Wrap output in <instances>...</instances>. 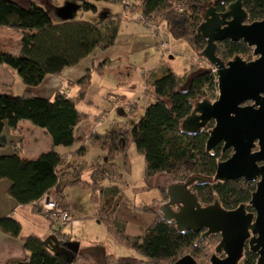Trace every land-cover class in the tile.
Returning <instances> with one entry per match:
<instances>
[{"label":"trees","instance_id":"16d2710c","mask_svg":"<svg viewBox=\"0 0 264 264\" xmlns=\"http://www.w3.org/2000/svg\"><path fill=\"white\" fill-rule=\"evenodd\" d=\"M94 1L125 5V9L131 12L126 0ZM131 1L139 7V13L145 22L161 19L174 38L188 41L196 53L202 56L207 40L201 35L199 26L204 21L206 10L212 4L217 11L223 12L236 0ZM243 7L248 12L246 22L264 18V0H243ZM80 10L98 12L97 6L88 0L82 2ZM122 17L121 13L111 15L107 12L92 20H62L57 15L48 13L47 8L42 6L27 7L14 0H0V29L6 27L21 32L19 53L13 54L0 49V64L15 69L26 88L39 86L48 75H61L66 67L79 64L98 47L108 48L113 45ZM252 52L253 48L243 40L226 39L218 42L217 55L225 61L237 55L249 56L248 60H251ZM105 63H100V67ZM214 69V66L192 67L189 73L178 75L166 68L151 82L152 90L148 94L152 101L129 133L122 129H111L106 133L94 131L89 137L90 142L100 146L107 151V155L112 154L114 158L103 168H96L91 181L82 178L84 170L81 166H74L71 171L63 172V177L72 178L67 180L65 186H80L90 190L100 220L109 226L123 244L146 257L149 264H173L186 254H191L200 264H205L208 259L210 263L214 253L209 255V242L216 237L220 242L221 235L214 233L203 237L205 230L181 232L174 221L157 217L143 234L131 236L126 234V224L115 216L116 205H96L94 199L99 198L96 194L98 185L101 193L110 190L115 196L120 194L117 186L106 188L101 182L116 181L123 176L115 157L126 152L130 144L133 143L144 156L147 183L159 173L173 175L176 182H186L192 176L199 175L207 178V181L195 183L191 190L197 194L202 204L208 205L218 199L226 209L245 204L248 210H253L249 204L256 190V180L214 179L218 163L232 154V149H224L222 143L211 151L207 150L206 144L214 121H210L197 133H188L182 129L183 120L193 111L195 103L218 91L217 73ZM91 71L88 68L76 82L80 87L77 99L66 96L62 91H57L52 99L35 96L28 89L21 95L0 92V140L6 125L15 130L20 121L29 120L45 129L51 136L54 147L74 146L77 140L76 128L84 116L77 105L85 99ZM87 151L88 145L81 146L73 155L84 156ZM67 164L66 156L55 148L34 159L23 157L20 150L15 148L14 153H0V180L10 181L8 194L19 205H32L36 212L46 216L40 200L47 193L68 206L63 191L57 190L61 171ZM144 210L149 209L145 206ZM46 218L49 220V217ZM0 229L13 237H19L22 225L12 217H4L0 219ZM54 233L61 242L71 241V234L64 233L63 229H54ZM23 240L28 257L9 264H75L74 261L69 263L54 253L40 236L30 234ZM243 259L240 264H256L258 253L246 246Z\"/></svg>","mask_w":264,"mask_h":264},{"label":"rangeland","instance_id":"374dc122","mask_svg":"<svg viewBox=\"0 0 264 264\" xmlns=\"http://www.w3.org/2000/svg\"><path fill=\"white\" fill-rule=\"evenodd\" d=\"M14 1L21 3V0ZM99 2L96 6L102 14V11L106 9L103 7L105 1ZM126 4L131 10L130 17L132 19L137 17V20L149 24L152 29H156V35H152L149 26L144 24L137 23L139 28H137V25L126 28L127 21L123 16L120 21L121 34L119 42L116 48L111 51V54L116 55L117 66L126 65L128 67L132 64V68L129 67V70H126V68L117 69L115 66L106 67L103 65L100 67V64L96 62L102 54L101 50L95 51L96 55H93V53L91 56L85 58L84 61L82 60L83 62L81 61L85 72L88 68H91L92 71L85 99L78 102V104L83 103L81 110L90 114L92 121L91 124L88 123L89 115L83 114L81 126L76 132V144L71 150L79 149L81 146L87 145L84 142H88L85 160L89 164L84 163L78 156H72L69 160L72 167L75 166L77 168L81 166L84 170L82 178L90 181L92 173L96 168H103L109 160L114 158L112 154L107 155V151H105V154L100 146L90 142L89 137L95 131L93 123H98V119H101L102 123L97 126V130L100 133H106L111 126L112 129H122L129 133L132 122L138 120L140 118L139 115L144 111V98L148 102L152 101L148 94L152 90L151 82L155 77L160 76L166 68L172 69L178 75H184L186 72L189 73L192 67L212 66L207 59L196 53L188 41L174 38L168 32L165 22L161 19L145 22L141 14L139 15V7L136 3L126 0ZM78 5H75V8ZM73 6L74 4L71 2L69 4L60 3L59 6L53 4L42 7L47 8L50 14L73 17L72 13L75 9ZM109 9H112L109 10V13H111L115 9L117 10V7H110ZM78 10L80 9L78 8ZM82 12L81 10L80 13ZM96 18L95 16L94 19ZM146 33L147 36L145 37ZM20 38L21 32L18 30L6 27L0 29V39L2 40L0 46L19 50ZM164 41L168 42L171 51L169 55H164L160 48L161 42ZM252 57L254 58V54ZM243 58L248 60L249 56H243ZM67 88L70 89V94H75L71 87ZM12 90L14 95H21L26 90L22 78L17 73L14 76ZM218 94V91H214L207 98L214 101L218 98ZM52 98L53 96L50 99ZM74 99H77V96ZM60 148L66 147L61 146ZM104 157H106V160H104ZM115 158L123 176L117 178L118 180L116 181L104 180L101 183L104 186L110 184L112 186L117 185L120 194L115 196L114 192L110 190L107 192L102 191L101 193L99 192L100 186L98 185L96 194L99 198H95L94 201L96 205H100L101 203L116 205L115 216L126 224V234L139 236L146 231L157 217H162V206L169 200L167 187L171 183L176 182V178L168 173H159L147 183L145 180L144 156L137 151L133 143L127 147L126 152H121ZM68 167L70 165L68 166L67 164L61 171L62 176L59 186H64L68 179H72L68 176L63 177V172ZM72 188L76 189V191H68V194L76 200L74 203L78 207L77 217L81 220V224L75 226L73 236L71 235L70 238L71 240L74 238L79 241L83 247H94L93 250L95 252H86V255L88 254L87 256L91 257L90 262L93 259L94 264H149L150 261L146 257L142 256L135 249L123 244L109 229V226L100 220V215L96 212L90 190L80 186ZM59 201L69 208L68 202V206H66L64 201ZM145 206L149 209L148 211L144 210ZM210 242L209 255L215 253L216 246L219 243L217 237ZM96 246H101V250L95 249L98 248ZM105 258H108V261H105ZM204 263L209 264V259Z\"/></svg>","mask_w":264,"mask_h":264},{"label":"water","instance_id":"95a60500","mask_svg":"<svg viewBox=\"0 0 264 264\" xmlns=\"http://www.w3.org/2000/svg\"><path fill=\"white\" fill-rule=\"evenodd\" d=\"M247 18L243 0L231 2L223 12L212 4L206 10L199 26L207 40L201 55L215 67L219 94L214 101L208 98L197 101L183 120L182 129L197 133L214 121L207 150H213L220 143L224 149H232L231 156L218 163L214 179L256 180L249 204L253 210H248L245 204L226 209L218 199L202 204L191 190L195 183L207 181L199 175L186 182L171 183L167 187L169 200L162 206V218L174 221L181 232L205 230L203 237L221 235L209 264H240L246 246L258 253L256 264H264V18L250 23L246 22ZM226 39L243 40L253 48L256 58L246 60L237 55L228 61L221 59L217 55L218 42ZM45 242L69 263L75 260L80 249L79 242H61L55 234ZM173 264L200 263L186 254Z\"/></svg>","mask_w":264,"mask_h":264},{"label":"crops","instance_id":"0c3cea01","mask_svg":"<svg viewBox=\"0 0 264 264\" xmlns=\"http://www.w3.org/2000/svg\"><path fill=\"white\" fill-rule=\"evenodd\" d=\"M83 1L84 0H21L20 4H22V5L25 4L24 6H27V7L31 6V5L50 6L53 4H56L57 6H59L60 3L69 4V3L73 2L74 8H75V5L79 4L73 10V13H72L73 17L57 16V18L62 19V20H69V19H73V18L92 20V19H94L95 16L98 17L101 14L99 10L97 13H94L92 11H83L82 13H80L81 10L77 11L78 8L80 9V4H82ZM88 1L94 3L95 5L100 3L99 1H94V0H88ZM127 1L129 2L131 0H127ZM103 7L106 8L104 11H102V13L104 15L107 14V12L109 13L110 12L109 10H112V9H109L110 7H117V10L115 9V11H113L109 14L116 15V14L121 13L127 21L126 22V28H128V26L130 27L133 25H137V23L144 24V25L149 26L150 32L152 35H156L155 34L156 29H152L149 24H146L140 20H137L138 19L137 17H134L132 19L130 17V13L125 9L126 8L125 5L111 4V3H108L105 1V4L103 5ZM139 15H140V13H139ZM120 23L121 22H119V32L115 38L113 45H111L108 48L98 47L95 50V51H98V50L102 51V54L100 55V58H98L99 60L96 63L100 64L102 62H106L104 65L106 67H114L115 66L117 69L126 68V70H129V67L132 68V64H130L128 67L126 65H123V66L118 65L117 66L118 62L116 63V60H117L116 55L114 56L113 54H111V51H113V49L116 48V46L119 42V36L121 34V24ZM137 28H139L138 25H137ZM144 36L146 37L147 33ZM1 41L2 40L0 39V42ZM0 49L11 52L13 54L19 53V50H13V49H10L9 47H6V46H0ZM95 51L93 52L94 54L92 53L93 55H96ZM92 54H90L89 56H91ZM82 62H80L79 64L74 65V66L66 67L62 71L61 75H58V76L48 75L45 78V80L43 81V83L40 84L39 86L30 87V88H26V89H28L29 92L35 96L51 98L52 96L54 97V95L57 91H62L66 96L71 97V98H75L77 96L76 93H78L79 89H80L79 85H77L76 82L85 74V68L82 66V64H81ZM128 63H130V62H128ZM15 73L18 74V72L15 69H13L9 66L0 64V92L1 93L13 94L12 87H13V81H14ZM67 87H71L75 94L74 95L70 94L69 93L70 89H68ZM146 88H147V86H146ZM115 94H118V93H115ZM120 95H125V94H120ZM144 97H145V95H144ZM139 98L142 99L143 97H139ZM138 99H137V101L139 102ZM145 99L146 98H144V103H145L144 104V110L151 103V101L148 102V101H146L147 99L146 100ZM82 104L83 103H81V104L79 103L77 105L78 110L81 114L89 115L88 123L91 124L92 116L90 114L86 113L85 111L81 110L83 108V107H81ZM143 113H144V111H143ZM143 113L140 114L139 117H141L143 115ZM138 120H135L132 122L131 128L133 127V125ZM81 123L77 126L76 132H77V129L81 126ZM101 123H102L101 119H98V123H93V125H95V127H94L95 131L98 132L97 126ZM111 129H112V126L110 127L109 130H111ZM84 144L88 145V142H84ZM0 145H1L0 153L11 154V153H14L15 148H17L18 150H20L22 156L26 157L28 159H34V158L38 157L40 154L45 153V152L55 148L61 154L65 155L67 158L68 165H70V167L68 169H66L65 171H71L72 170V166L70 164L71 161L69 159L72 156H74L73 155L74 152H76V150H78V149L71 150V148L73 146L70 148H60L61 146L54 147L53 142H52V138L45 131V129L34 125L29 120L20 121L18 128L15 130L10 128L8 125H6L4 128L1 140H0ZM104 153L106 154L105 151H104ZM77 156L82 161H84V163L89 164L88 161L85 160V155L84 156L77 155ZM104 158L103 159L106 160V157H104ZM9 186H10L9 180H6V179L0 180V219L4 218V217L14 218L15 220H17L21 223L22 231H21V235L19 237H13L10 234H8V233H6L0 229V264H9L11 262L18 261V260H25L28 257L29 253L24 246V240H23L24 237H26L30 234H35L37 236H40L43 239H46L50 235L55 234L54 228L52 227L50 220H48L44 214L36 212L33 209L32 205H19L16 202V200H14V198H12L8 194ZM116 186L117 185L112 186L110 184V185H106L105 187L106 188H111V187L113 188ZM57 190L63 191V193L67 199V202L69 204V208H70V211H71L73 217L79 219L77 217L78 207L74 203L76 200L74 199L73 196L71 197L68 194V191H76V189H74L72 187H66L65 185L64 186L58 185ZM80 224H81V220L79 219L78 225H80ZM74 228H75V226H68V227L63 229V232L67 233V234H71L73 236ZM71 241H77V240H75L73 238V240H71ZM77 242H79V241H77ZM96 247H98V248H95V249L101 250V248H100L101 246H96ZM93 248H94L93 246L92 247H83L82 244L80 243L79 252H78V254L74 260L75 264L76 263L94 264L93 259H92V261H91L92 263H91L90 262L91 257L87 256L88 254L86 255V252L87 253L88 252H95V250H93ZM105 261H108V258H105ZM108 263H110V262H108Z\"/></svg>","mask_w":264,"mask_h":264},{"label":"built area","instance_id":"2783aa9c","mask_svg":"<svg viewBox=\"0 0 264 264\" xmlns=\"http://www.w3.org/2000/svg\"><path fill=\"white\" fill-rule=\"evenodd\" d=\"M160 48L162 49L164 55H169L171 53L167 41L161 42ZM199 63L201 64V62ZM40 205L42 206L46 216L49 217L54 229H64L68 226H77L79 224V219L73 217L70 209L65 207L50 193L45 194L41 198Z\"/></svg>","mask_w":264,"mask_h":264},{"label":"flooded vegetation","instance_id":"af4514ba","mask_svg":"<svg viewBox=\"0 0 264 264\" xmlns=\"http://www.w3.org/2000/svg\"><path fill=\"white\" fill-rule=\"evenodd\" d=\"M256 57L254 56V58H252V59H255ZM251 59V60H252ZM248 103H251V102H248ZM241 179H243V178H241ZM174 207V209H177V206L175 205V206H173Z\"/></svg>","mask_w":264,"mask_h":264}]
</instances>
